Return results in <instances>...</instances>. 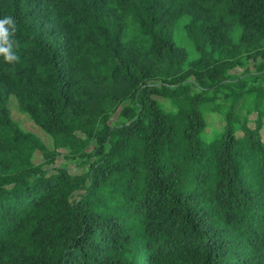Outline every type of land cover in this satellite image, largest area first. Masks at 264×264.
Here are the masks:
<instances>
[{
  "label": "trees",
  "instance_id": "16d2710c",
  "mask_svg": "<svg viewBox=\"0 0 264 264\" xmlns=\"http://www.w3.org/2000/svg\"><path fill=\"white\" fill-rule=\"evenodd\" d=\"M5 17L0 264H264V0H0ZM247 93L255 118L230 107L208 137L202 105Z\"/></svg>",
  "mask_w": 264,
  "mask_h": 264
},
{
  "label": "rangeland",
  "instance_id": "374dc122",
  "mask_svg": "<svg viewBox=\"0 0 264 264\" xmlns=\"http://www.w3.org/2000/svg\"><path fill=\"white\" fill-rule=\"evenodd\" d=\"M182 45L185 46L190 53H192L191 47L189 43L184 39L182 40ZM261 68H264V63L257 64ZM255 65L250 63L248 66V69L253 71ZM235 74H241V71H236ZM245 90V89H243ZM254 93H247V94H241V95H231L228 96L226 99L222 98V95L220 98L216 100L209 101L207 103H204L202 105V113L204 116V119L207 124L206 128V135L208 137H211L215 132H220L224 129L225 123H226V113L230 111V107L232 108L233 114H235L236 117L231 118L230 121L235 122L237 118H244L248 116L249 119H253L256 116V113L254 111H251V107L253 105V98L252 96ZM166 108H170V105L167 101H164L161 98H158ZM217 106L214 107L213 106ZM9 109L11 112V116L15 122L19 125V127L26 132L33 133L36 137L40 138L41 141L50 149H52V139L50 136L42 132L39 128L34 126L28 116L21 114L16 106V102L13 98L9 101ZM115 121V117L112 118V122ZM264 135V129L262 131ZM33 161L35 163H42L44 161L41 157V155L37 152L34 157ZM58 165H65V167L70 171L72 174H81L86 170V168L79 166L76 161L67 160L63 157H58L55 163V166ZM51 167V166H49Z\"/></svg>",
  "mask_w": 264,
  "mask_h": 264
},
{
  "label": "clouds",
  "instance_id": "9594fccd",
  "mask_svg": "<svg viewBox=\"0 0 264 264\" xmlns=\"http://www.w3.org/2000/svg\"><path fill=\"white\" fill-rule=\"evenodd\" d=\"M16 32V21L11 17H5L0 20V54L4 56L5 61L11 63L18 59L13 51L14 46L18 47L17 42L14 40L10 43V38Z\"/></svg>",
  "mask_w": 264,
  "mask_h": 264
}]
</instances>
